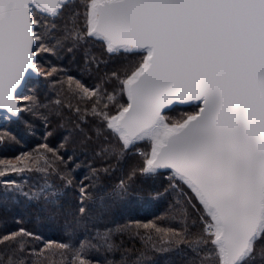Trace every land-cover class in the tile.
I'll list each match as a JSON object with an SVG mask.
<instances>
[{
	"label": "snow or ice",
	"instance_id": "6c2138e0",
	"mask_svg": "<svg viewBox=\"0 0 264 264\" xmlns=\"http://www.w3.org/2000/svg\"><path fill=\"white\" fill-rule=\"evenodd\" d=\"M97 46L108 56L141 59L124 75L105 71L92 87L69 77L67 102H52L56 116L65 119L67 109L75 118L60 148L42 145L51 156L34 167L0 160L3 197L39 205L41 212L62 209L64 191L74 186L78 157L60 154L73 136L82 155L102 162L89 165L90 175L76 185L69 242L43 241L19 228L0 236V245L9 242L0 264H154L150 253L166 257L164 264H264V0H0L4 118L19 117L14 94L30 73L55 71L38 66L41 52L82 49L83 70L92 75L107 65L93 52ZM177 104L195 111L173 120L168 113ZM132 156L139 163L106 189L101 177L123 173ZM25 172L36 180L6 178ZM137 175L168 181L153 194L172 197L157 220L178 226L144 223L151 231L132 234L142 243L133 255L116 242L131 226L98 227L89 205L104 210L137 195L131 191ZM32 240L43 247H30Z\"/></svg>",
	"mask_w": 264,
	"mask_h": 264
},
{
	"label": "trees",
	"instance_id": "16d2710c",
	"mask_svg": "<svg viewBox=\"0 0 264 264\" xmlns=\"http://www.w3.org/2000/svg\"><path fill=\"white\" fill-rule=\"evenodd\" d=\"M82 11L83 9H81ZM61 23L62 21H57V24ZM93 52L107 61V65L106 68L102 65L99 72L94 69L92 75L83 70L84 55L82 49L73 50L72 52H68L65 49L58 51L56 54L41 52L38 55L36 62L44 72L47 73L53 69L55 71L51 76H40L37 79H29L22 94L18 97L22 108L20 117L18 119L10 118L0 126V137H2V140H0V160H3L5 165L11 161L16 166L34 167L33 161L40 159L42 163L41 157L43 155L51 156L45 148L41 147L42 145L55 149L60 148L64 138L74 128L75 118L71 117L67 109L63 110L65 119L62 120L56 116L52 102L57 99L67 102L70 96L69 77L80 80L86 86L92 87L98 83L99 77L105 71L108 73L116 71L124 75L126 70L137 65L141 59L139 55L120 54L108 56L99 46L93 48ZM114 84L115 81L113 85L108 86L109 91H111ZM72 88H75V83L72 84ZM25 97H31L32 99H25ZM36 101L40 105H48V107H37ZM124 101H126V97L121 99L120 102L123 103ZM28 108H32L33 111H28ZM174 109L182 111L185 114L186 112L195 111L192 106L184 107L177 105ZM45 117H47V123H45ZM65 152L68 155L74 154L78 157L77 162L80 164V168L72 174L74 186L64 191L61 201L63 208L59 210L49 209V211L41 212L39 211V205L29 204L23 199L19 201L10 197L5 199L3 194L0 193V236L14 232L19 228H25L29 232L41 236L43 241L69 242L71 229H66V221L72 219L69 213L77 211L79 192L76 185L85 176L90 175L89 165L100 167L102 166V162L81 154L82 150L78 135L73 136L65 144V147L60 149L61 155H65ZM112 163H115V161H112ZM138 163L139 157L132 156L124 164L123 173L117 170L110 175L102 176L101 179L104 187L110 191L112 186L117 184L122 177L126 179L129 167ZM3 167L4 165H0V168ZM22 177H31L29 183L34 182L37 178L35 173L28 172L21 174L10 173L9 177L6 178H13L19 181ZM55 183L60 185L61 181L56 180ZM84 183H89V181L85 180ZM167 184L168 181L164 177L146 179L137 175L131 181V191L137 195L130 197L127 201L111 204L104 210L95 205H89L93 214L100 217L97 226L104 228L113 227L116 224H129L131 226L130 232L118 236L116 242L120 243V241H123L122 250L124 248L133 249L132 254L135 255V250L142 249V243L139 238L134 237L132 234L137 231L141 234L151 231L150 229L145 230L142 227L144 223L152 221L158 223L161 227L178 226L174 223L170 224L157 220V217H161L166 213L172 197L154 199L153 194L157 191H163L167 187ZM73 241L78 243V239L75 237ZM8 244L9 242H5L0 245V251L8 249ZM29 246L39 249L43 247V242L32 240ZM120 254V252L116 253L117 259ZM150 255L155 256L154 264H164L166 257L153 253H150ZM55 259L59 260L60 258L55 257Z\"/></svg>",
	"mask_w": 264,
	"mask_h": 264
},
{
	"label": "water",
	"instance_id": "95a60500",
	"mask_svg": "<svg viewBox=\"0 0 264 264\" xmlns=\"http://www.w3.org/2000/svg\"><path fill=\"white\" fill-rule=\"evenodd\" d=\"M36 59H37V58H36ZM39 77H40L39 75H36V74H32V73H30L29 76H28L27 81L25 82L24 87L21 88V89L19 90L18 94H14V97H15V99H16V102H17V106H18V107H20V100H19L18 97L22 94V92H23V90H24V88H25V86H26L28 80H29V79H36V78H39ZM177 105H179V106H190V105H184V104H177ZM177 105H175V106H177ZM20 108H21V107H20ZM21 112H22V109H21ZM0 113H6V114H7V110H6V109H2V110H0ZM8 115H10V114H8ZM20 115H21V113H20ZM20 115H19V117H20ZM19 117H18V118H19ZM18 118L13 117L12 119H18Z\"/></svg>",
	"mask_w": 264,
	"mask_h": 264
},
{
	"label": "rangeland",
	"instance_id": "374dc122",
	"mask_svg": "<svg viewBox=\"0 0 264 264\" xmlns=\"http://www.w3.org/2000/svg\"><path fill=\"white\" fill-rule=\"evenodd\" d=\"M37 79V78H36ZM21 107V105H20ZM185 107V106H184ZM22 109V108H21ZM189 112H186V114H188ZM191 113V112H190ZM185 113H183L182 111H179L177 109H174L173 111L169 112L168 115L173 119V120H177V119H180L182 118V116L184 115ZM6 114H0V126L4 123H6L9 119H5L4 116Z\"/></svg>",
	"mask_w": 264,
	"mask_h": 264
}]
</instances>
